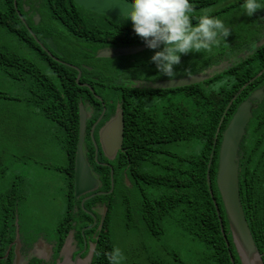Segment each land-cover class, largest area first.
Wrapping results in <instances>:
<instances>
[{"label": "trees", "instance_id": "1", "mask_svg": "<svg viewBox=\"0 0 264 264\" xmlns=\"http://www.w3.org/2000/svg\"><path fill=\"white\" fill-rule=\"evenodd\" d=\"M49 2L55 5L53 8L57 11V14L51 11L56 16L51 18L56 21L52 25L53 33L65 35L79 32L82 38L88 41L91 36H97L99 31H104L103 15L93 13L94 22L99 21L93 27L97 29V33L90 29V23L81 24V16L69 9V4L73 3L72 0H49ZM192 2L194 23L204 12L221 15L224 10L232 11L243 4V0H192ZM119 20L123 25L115 37L117 44L134 43L138 39L144 43L134 29L129 31L127 21L130 20H126L125 16H120ZM62 23L68 28H64ZM239 27L237 25V30ZM8 29L15 33L20 42L18 48L24 49L23 44H26L28 48L31 47L25 38V36L31 37L25 26H12ZM55 36L54 34L52 37ZM252 44L254 45L250 42V45ZM34 45L37 50H40L41 57L51 66V74L40 71L39 66L29 64L27 58H21L19 53L13 50H6V53L0 50V70L15 80H28L27 103L33 104L48 120L57 125L60 135L54 134V138L56 137L62 145L67 158L65 166L58 167L57 172L65 174V185L68 186L64 215H68L65 219L69 227H72L70 223L74 218L78 219L76 214L83 218L81 213L84 212L79 200L73 194L74 157L79 131V102L87 100L91 103V98L95 97L99 108L95 110L94 118L102 111L101 101L108 105L109 99H112L114 106L119 100L123 107L122 148L117 152L114 160H108L100 149L96 158L95 146L88 128L85 137L87 158L93 170L99 175L100 189L108 192L111 185L110 167L103 162H108L112 166L114 181L113 192L95 196L88 201L92 204L97 198L108 201L110 204V207L107 204L109 211L104 217L103 228L99 231L98 245L90 264H110L107 253L116 247L112 237V219L118 212L121 214L122 224L127 229L136 228L139 225L153 234H159L168 225H174L180 232L189 236L190 241L197 240L204 247L203 264H233L231 257L234 259V264H241L232 242L216 185L218 151L222 133L238 104L249 91L257 87V84L264 83V71L258 75L264 69V45L257 47L244 58L232 62L222 72L207 77L204 82L170 89H154L149 85H146V88H136L123 84L116 85L118 87L116 91H114V84L104 83L105 80L101 77L95 78L93 72L104 71L101 64L92 66L98 58L87 54L92 60L89 62L65 50L62 56L64 62H61L50 58L40 49L38 43ZM154 51L149 48L136 60L127 56L130 67L126 68L122 74L133 72L134 77H144L148 73L158 71L150 59ZM24 53L27 54V51ZM182 56L181 64L178 65H183L181 74L201 72L206 66L215 65L218 62L217 57H212L210 52L206 51L198 55L197 53L188 55L190 59L185 58L187 55L182 54ZM115 57L124 58L123 56ZM71 58H74V64L78 66L84 62L92 67L88 70L80 66L81 76L78 82L76 80L78 71L67 64L68 62L73 64ZM22 74L26 76L25 79ZM84 82L88 85L80 84ZM245 83H247L246 86L232 100L227 109L217 135L214 155L209 167L212 196L207 184V169L217 126L226 105ZM99 84H102L101 92L109 93L111 96L107 97L100 93L97 90ZM95 94L100 95L101 100ZM108 116V112L105 113L100 124ZM237 155L241 202L264 263V98L256 102L252 108V115L245 127ZM1 161L0 157V182L6 172ZM124 175L127 176L130 186L124 182ZM23 191L24 188L16 184L0 190V264H12L14 252L11 249L7 257L5 253L10 242L15 238L17 226H19L20 240L24 245L23 252H27L30 248L31 242L28 241L31 238L25 235L23 228L21 229L22 219L17 211L19 203L24 199ZM213 199L218 205L227 239L221 231ZM74 203L77 204V213L73 212ZM89 219L91 221L90 217ZM88 222V220H82L81 224L75 227L78 235H81V228ZM85 232L88 234L91 229ZM152 260L155 264L173 263V261L165 262L158 258ZM177 263L185 262L177 261Z\"/></svg>", "mask_w": 264, "mask_h": 264}, {"label": "rangeland", "instance_id": "2", "mask_svg": "<svg viewBox=\"0 0 264 264\" xmlns=\"http://www.w3.org/2000/svg\"><path fill=\"white\" fill-rule=\"evenodd\" d=\"M242 15L243 17L240 18ZM235 16L241 19L236 25L243 23L244 31H246L248 29L246 18L249 16L244 14L242 6L225 13L220 18L224 22H229ZM231 22L233 23V20ZM47 28L49 25L40 27V30L46 31ZM50 30L53 32L52 28ZM19 46L20 42L15 33L0 25V50L2 52L13 50L17 51L23 59L32 57V63L39 66L40 71H44L48 75L51 74V66L40 54L34 50L28 55L24 53V51H29L26 44L22 45L24 49L18 48ZM73 46L78 53L72 50ZM73 46L72 49L70 48L72 55L76 53L80 56V51L83 52V43ZM147 49L139 52V55L133 60H136ZM194 53L186 54L185 58L190 59L191 57L188 55ZM54 59L63 62L62 57ZM229 59L231 58L226 60ZM71 61L74 65V58H71ZM129 61L127 56L121 59L99 57L92 66L101 64L104 71H95L93 74H95V78L101 77L105 80L106 84H114V91H116L117 86L127 85L122 80V72L130 67ZM227 62L232 63L233 61ZM77 63L79 62L77 61ZM69 65L72 66V64ZM186 74L192 75L198 74V72ZM186 74H182L180 77L187 76ZM22 77L26 78L24 74ZM166 78L168 77L166 76ZM20 80L10 78L0 70V157L2 167L6 168L0 182V190H4L5 187L12 184L24 188L22 193L24 199L17 208L18 215L22 219L21 229H24L28 238L47 240L54 237L56 225L66 211L63 176L57 172V168L64 167L67 158L62 145L56 140V137L54 138V134L55 136L60 135L56 123L48 120L33 104L27 103L28 80ZM101 88L102 84H99L97 90L103 93ZM105 95L111 96L109 93ZM92 219L95 220L92 217L91 221ZM91 221L89 220L88 223ZM112 225L113 240L116 246L122 249L125 256L123 264H155L153 258L163 259L165 262L173 261L169 264H178L177 261H183L184 264H203L204 247L197 240L190 241L189 236L180 232L174 225H168L159 234H153L139 225L136 228L127 229L121 222L119 212L113 217Z\"/></svg>", "mask_w": 264, "mask_h": 264}, {"label": "flooded vegetation", "instance_id": "3", "mask_svg": "<svg viewBox=\"0 0 264 264\" xmlns=\"http://www.w3.org/2000/svg\"><path fill=\"white\" fill-rule=\"evenodd\" d=\"M72 2H73L72 4L71 3L69 4V9L71 11H73L74 13L77 12L78 16H81L80 23L81 24L90 23L91 24L90 29H93L96 32H97V29H95L93 27L96 26V23H99V21L94 22L95 21V15H93V13L98 14V15H103L102 20L104 23V31H99V33L97 32L98 33L97 36H95V35L91 36L90 37L91 39H89L88 41L83 39L82 34L79 32L65 34V35L64 34L59 35L57 33H53L50 29L52 28V25H54V23H56V21L51 20V18L53 19L56 16H54L52 14V12H54V14H57L56 13L57 11L53 8V6H55V5L51 4L49 2V0H0V25L5 26L7 28L12 27V26H18V27L25 26L29 31V35L31 36L30 38H29V36H27V37L25 36V38L28 41L27 43H30L31 47H32L31 48L29 46V51H27V54L29 55L34 50L39 54L40 50H37V47L34 45V43H38L40 45V49L43 52H46L48 54V56H50V58H52V59H54V58L60 59V57H62L64 55L65 50H68L70 52L72 49V46H73L72 43L74 45L75 44L79 45V44L83 43V46H82L83 52L80 51V53H81L80 56L84 60H88V61H91V60H89V58H91V57L88 56L87 54H90L93 58H99L97 56L99 51H97V50L104 51V49H109V48L115 50V49H118L120 47H128V46L139 45V44L145 43V42L142 43V42L138 41V40H140V39H138L134 43L117 44L115 37L119 33V28L123 25V24H120V20H119L120 16L100 14L97 12H93V11H90V10L83 8L82 6H78L74 2V0H72ZM240 6H242V4H240L239 7ZM234 10H236V9L235 8L232 9V11H234ZM228 11H230V10H224V12L221 15H214V16L221 17L225 13H228ZM242 17H243V15L240 16V18H242ZM240 18H237V16H235L232 18L233 23L231 22L232 20L229 22H225L226 26L231 29V34L226 38L227 42H221V44L218 47H214L213 50L210 51V55L212 57H215V58L217 57V59H218L217 64H215V65L212 64L210 66L208 65L204 68L203 71L198 72V73L206 74L208 77L213 76L215 73L222 72L225 68H227L229 65H231V63L227 62V61L233 60V62H234L237 59L244 58L245 55L252 53V51L256 50L257 47H262L264 45V9H259V10H257L256 13H254L253 16L246 18L247 19L246 25L248 26V29L246 31H244V24L243 23L241 25H239L240 27L238 30L236 28L237 27L236 24H238V21L241 20ZM127 22H128V26H129V31L130 30L133 31L132 22L131 21H127ZM47 25H49V28H47L46 31L40 30V27L47 26ZM62 26L64 28H68L67 25H65L63 23H62ZM54 34L56 36L52 37V36H54ZM47 38L51 39L52 44L55 45V47L57 49V52L52 51L50 46L48 44H46ZM42 40L44 41V44H46V45L43 44ZM97 42H99V44H97ZM126 42H128V40ZM250 42L254 43V45L253 44L250 45ZM34 47H35V49H34ZM74 48L75 47L73 46L72 50L75 51ZM75 52H77V51H75ZM139 52H141V51L134 52L131 54L120 55V56H123V57L128 56L131 59H133L139 55ZM259 52H261V51H259ZM194 54L196 55V53H194ZM198 54L199 53H197V55ZM74 55L78 56L76 53ZM31 58L32 57L27 58V61L29 64L32 63ZM228 58H231V59L226 60ZM224 62H227V63L225 64ZM81 63H80V66H82V67H90V66L86 65V63H84V62H81ZM67 64H71V63L68 62ZM74 65H75V67L80 69V66H78L76 64H74ZM74 65L72 64V66H74ZM90 69H88V70H90ZM182 69H183V65L182 66H178V65L176 66L177 74H176L175 78L180 77L182 75L181 74ZM263 71H264V69H263ZM122 75H123L122 80L125 81L128 86L136 87V88H143V87L146 88V85H149L150 83L156 82V81L161 80V79H168V78H166V75L161 74L158 71L150 73V74L148 73L144 77H134L135 74L133 72L127 73V74H122ZM186 75L188 76V74H186ZM206 79H204V80H206ZM204 80L201 82H204ZM86 84L88 85V83H86ZM259 90H261V91L259 92ZM255 91H258V92H256V96L261 101L264 98V83L260 82L259 85L257 84V87L254 88L253 90L249 91L247 96H245L244 99L241 101V102H243L245 100L250 101L252 104L251 110L256 105V102H260V101H257V100H254L251 98V93H253ZM95 96L101 100L100 95L95 94ZM91 99H92L91 103H90V101L88 102L87 100H84V101H80L79 104L82 102L86 106V104L88 103L92 108V114L89 113V115H88L89 118L86 122L85 137H86L87 128H88L89 135H90L92 142L95 141L97 143V146H98L97 147V154H98L99 149L101 150L100 144L98 141V133H99L100 127L109 118L110 114L115 111L116 106L118 104H121V102L118 100V101H116L115 105L113 106L112 105L113 104L112 99H109L108 105H106L104 102L101 101L102 111H101V113H99V115L97 117L94 118L93 116H94L95 110H97L99 108V105L97 104L95 97H93ZM122 109H123V107H122ZM107 112H108L109 116L107 117V119H104V121L100 124L103 116ZM94 124H96V125L94 126ZM95 134H96V136H95ZM87 151H88V149H87ZM95 155H96V148H95ZM103 163H108V162H103ZM59 173H61L63 176L64 190L66 193L68 186L65 185L66 184L65 183V179H66L65 174L62 172H59ZM123 180L129 186L131 185L129 183V180H128L126 175H124ZM73 184H74V171H73ZM100 188H101V186H99L94 191L82 194L78 198L75 197L76 199L79 200V204H80L82 210L84 211L81 213L83 218H81V216L79 214H76V215H78V219L74 218V220L71 221V223H70L72 225V227H69V223L66 222V219H65V216H68V215H63L62 218L60 219V221L58 222V224L56 225V230H55V235H54L55 239H54V237H52V238H48L47 240H45V239L41 240L44 243L43 249L39 253L40 254L39 257H41V258L34 257V258L30 259L27 264H81L83 261H85L87 259V257L89 256V254L91 252L94 255L95 249L98 245V240L100 238V232L99 231H101L103 228V220L104 219L102 218V210H104V208H105V216H106L107 211H109L107 204L110 207V204L108 203V201L106 202V201H103V200L97 199V198H95L93 200L92 204L88 203V201L91 198L107 193L106 190H101ZM113 190H114V187H113ZM73 194H74V191H73ZM86 203H88V204L85 205ZM74 204L75 205L73 207V212L77 213V210H78L77 204L76 203H74ZM100 209H101V211H99ZM88 216L90 218H92V217L95 218V220L92 219L91 223L83 225V227L81 228V231H80L81 235H78L75 227L77 225H80L82 220H86V221L88 220L89 221L90 219ZM87 229H91L92 232L87 234L85 232V230H87ZM19 236H20V232H19ZM29 238H31V239L28 242H31V244H30V248L27 250V252L32 248V246L37 241H39V239L35 238V237H29ZM51 239H54V240H51ZM67 241H69V248L64 249ZM70 241H71V243H70ZM12 242H10V244ZM20 242H21V247H20L21 253H23V254L27 253V252H23L24 245H23L21 240H20ZM10 244H9L8 248L10 250L12 249V251L14 252V245H11V248H10ZM10 250H9V252H10Z\"/></svg>", "mask_w": 264, "mask_h": 264}, {"label": "water", "instance_id": "4", "mask_svg": "<svg viewBox=\"0 0 264 264\" xmlns=\"http://www.w3.org/2000/svg\"><path fill=\"white\" fill-rule=\"evenodd\" d=\"M78 6L97 12L100 14H108L115 16H125L124 13L130 10L129 0H74ZM46 44H48L52 51L57 49L55 45L52 44L51 39L47 38ZM147 45L139 44L128 47H120L118 49H104V51H99L98 57H115L125 54H131L134 52L142 51L147 49ZM78 70L76 80L80 78L81 71L79 68L75 67ZM90 69V67H86ZM263 70L258 74L260 75ZM208 76L206 74H192L188 76L177 77L173 79H161L156 82L150 83L149 85L154 89H170L177 88L182 86H187L195 83H199L206 79ZM248 83V82H247ZM245 83L233 96V98L228 102L221 116L220 122L217 126L215 133V138L213 142V147L208 163L207 169V184L211 195L213 196V191L211 188V180L209 176V167L212 161L214 150L217 142V135L220 131L221 123L224 119V115L227 112V109L230 107L232 100L237 97L241 90L246 86ZM87 85L86 83H82ZM261 90H259L260 92ZM255 91L251 93V98L257 101H260L256 96ZM251 102L245 100L241 102L233 112L227 126L225 127L218 151V167L216 173V185L221 197L223 208L225 211L226 219L228 222L229 231L231 234L232 242L235 246L237 255L239 257L241 264H264L262 260V255L259 252L252 233L250 231L248 222L246 220L240 192H239V165L237 162L238 159V148L240 141L245 133V127L249 122L252 110ZM92 114V108L87 103L86 106L81 102L79 104V131L78 138L75 149L74 157V184L73 191L76 198L80 197L82 194L96 190L101 186L99 176L93 170L92 165L87 158V148L85 144V131H86V122L88 120V115ZM96 124H94L95 126ZM123 132H124V116L122 105L118 104L115 108V111L110 114L109 118L102 124L98 133V141L100 144L101 151L103 155L108 160H114L117 152L122 148L123 142ZM94 140V139H93ZM94 146L96 148V158H97V143L94 141ZM110 166V176H111V185L107 193L113 191L114 181H113V168L109 163H103ZM215 202V199H213ZM215 207L220 221L221 231L224 234L225 231L223 228V221L220 216V211L217 203L215 202ZM105 216V208L102 210V218ZM228 244V242H227ZM14 245V256L12 259V264H27L30 259L39 257L40 251L43 249L44 243L39 240L37 241L32 248L25 254L21 253L20 247V236L19 229L17 226L16 235L14 241L10 244ZM69 241L66 242L65 248H69ZM9 248L5 253L7 257L9 253ZM93 253L91 252L87 259L81 264H90L92 261ZM231 261L234 264V259L231 257Z\"/></svg>", "mask_w": 264, "mask_h": 264}, {"label": "clouds", "instance_id": "5", "mask_svg": "<svg viewBox=\"0 0 264 264\" xmlns=\"http://www.w3.org/2000/svg\"><path fill=\"white\" fill-rule=\"evenodd\" d=\"M126 20L150 49V57L158 72L173 79L181 56L212 51L231 34L224 20L210 12L202 13L194 23L192 0H129ZM244 14L251 17L264 9V0H243ZM81 76V75H80ZM82 84V83H80ZM110 264H123L124 253L119 246L107 253Z\"/></svg>", "mask_w": 264, "mask_h": 264}]
</instances>
